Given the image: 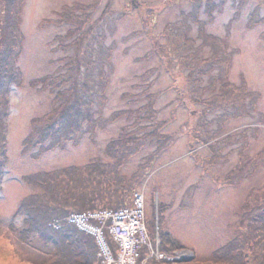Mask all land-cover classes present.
<instances>
[{
	"label": "rangeland",
	"instance_id": "374dc122",
	"mask_svg": "<svg viewBox=\"0 0 264 264\" xmlns=\"http://www.w3.org/2000/svg\"><path fill=\"white\" fill-rule=\"evenodd\" d=\"M200 2L194 19L197 0H23L18 18L24 37L20 31L16 45L20 49L17 68L24 82L11 86L8 95L7 157L0 188V264H32L17 254L22 243L9 230L11 221L18 225L22 221L23 216L14 215L23 197L37 189L25 180V175L81 164L93 157L107 160L106 145L126 125L129 130L134 128L133 119L128 118L129 110L147 105L149 93H154L157 110L153 120L162 126L164 122L162 131L172 134L170 143L151 159L143 157L155 145L144 146L127 161L123 172L130 177L144 160L136 186L145 190L147 204L155 201L156 216L158 201L167 204L161 215L162 230L182 247L192 249L195 260L208 261L238 234L242 204L250 194L252 198L264 197V0ZM89 3L93 7L89 9L91 17L84 25L83 35L92 25L91 34L77 52L74 45L61 49L60 42L53 40L72 25L57 23L58 12L64 6ZM4 9V0H0V48ZM78 12L82 14L83 10ZM203 24L207 34L222 38L228 48L218 46L222 52L218 66L204 75L202 83L206 89L198 94L196 77L188 78L194 73L189 67L178 65L184 52H192L190 59L216 53L210 41L205 43L201 36ZM168 32L174 40H180L171 56L173 64L169 50L161 45ZM154 36L161 47H156ZM188 36L193 38L197 53L194 47H187ZM74 52L81 55L80 72L75 58H66ZM223 57L229 62L227 80L216 77L224 74ZM59 68L78 79L80 76L79 91L86 92L87 86L93 89L94 95L79 98L93 101L86 108L93 111V117L83 121L82 133L68 138L61 147L43 151L38 157L33 156L38 147L23 153L22 141L32 129V119L53 107L52 93L38 91L29 81L60 73ZM100 69L106 83L103 95L96 96L100 90L95 95V89L101 82L95 74ZM224 81L240 86V92L236 91L239 95L232 98L233 92L223 86ZM73 82L70 78L66 87ZM117 110L124 112L115 117ZM147 123L148 119L136 125ZM239 167L243 171L230 178L231 171ZM34 242L42 244L38 238Z\"/></svg>",
	"mask_w": 264,
	"mask_h": 264
},
{
	"label": "trees",
	"instance_id": "16d2710c",
	"mask_svg": "<svg viewBox=\"0 0 264 264\" xmlns=\"http://www.w3.org/2000/svg\"><path fill=\"white\" fill-rule=\"evenodd\" d=\"M197 1L199 4H196L197 6L194 8V19H197L201 7L200 0ZM22 2L23 0H4L6 9H4L2 46L0 48V188L2 187L1 181L4 172L3 165L7 157L5 142L10 106L8 95L11 86L14 84L21 86L24 82L17 68L20 49L16 45L20 37V31L23 34L18 18L21 14ZM96 5H94L95 8ZM91 7L93 6L90 3L81 6H64L63 10L58 12L59 19L56 22L68 23L72 26L64 34H57L53 42H60L62 45L60 47L61 49L64 48L63 50L74 45L77 52L83 40L93 30L91 25L88 32L83 35L86 32H83L84 25L91 17L89 11ZM79 10H83V13H79ZM96 23H98V20H95V25H97ZM98 26H95V29ZM169 33H167V40L164 44H161L156 36L153 37V40L156 47H161V44L162 47L169 50L168 57L170 64H173L174 61L171 56L180 40H174ZM201 36L205 37V43L210 41L215 47L216 53L207 57L196 55L190 59L189 57L193 55L192 52H184L180 56L181 62L178 65L179 67H189L191 73H194L188 74V78L192 80L191 77H196L197 84L195 86L198 94H203L206 89V86L202 83L204 82V75H209L218 66L216 62L220 60L222 53L219 52L218 46L228 48V44L222 38L207 34L204 24L201 27ZM189 39L190 42L185 41L187 47L189 49L195 48L193 38L189 37ZM195 50L197 53L198 50L196 48ZM76 52L73 56L66 58L70 60L77 59V62L74 60V63L80 72L81 55L77 56ZM216 54L217 56L214 57ZM225 58L224 60L221 58L222 63L224 61V74H216V77L220 80L228 79L227 74L229 72H225L228 59ZM69 63H72V61ZM60 68V73L45 74L29 81L30 85L38 91L46 90L52 93L51 103L53 107L44 115L32 119V129L22 141L23 153H27L26 151L30 148L38 147L39 151L33 153V156L38 157L41 155L39 153H43V151L61 147L68 138L79 132L82 133L83 121L90 120L93 117V111L86 109L93 104V101L79 99L80 97L94 95L93 89L87 86L88 83H84L87 86L86 92L79 91L80 76L78 79L73 73L63 72ZM79 72L76 71V73ZM102 72L103 69H100L98 74H95V78H98V82H101V84H97L99 87L95 89V95L100 90V94L96 96L103 95L104 83L106 82L103 79ZM211 76L216 78L214 74H211ZM70 78H73L74 82L70 87H66V84L70 82ZM228 83L230 82L224 81L223 86L231 88L233 92L230 93L231 97L238 96L239 93L237 94L236 91L240 92V86ZM153 94H148L149 101L147 105L144 104L145 106L134 111L129 110L128 118L133 119L131 124L134 125V128L129 130L126 125L117 138H113L108 142L106 152L109 158L107 160L93 157L81 164H70L25 175V180L37 189L23 197L15 212V218L23 216L20 225L15 221H11L9 225V230L22 243L21 249L19 246L17 247L20 249L17 252L18 255L27 257L26 259H29L28 261L32 264H102V260L98 255L99 248L93 236L79 230L76 225L69 222L64 221L59 228H55L53 222L73 211L97 208L116 209L132 203L135 192L140 189L136 186L135 180L145 162L144 160L141 161L130 177H127L123 172V167L129 159L139 154L146 145H155V148L143 158L158 157L168 147L172 135L162 131L163 121L162 126L160 122L155 123L153 120L157 112L152 98ZM65 98L67 99L65 100ZM96 100L98 104V99H95V102ZM219 103L216 104L219 105ZM123 112V110H117L113 114L115 117H119ZM96 113L97 109L95 108V115ZM147 119L150 123L136 125L138 121L146 122ZM149 125L153 127L147 129ZM240 167L231 171L230 178L243 171V167ZM262 190L264 191V188ZM262 194L264 195V192ZM252 197V194H250L242 204L237 223L238 234L217 249L208 260L209 262L192 258L181 261L179 264H184V262L187 264H264V197ZM166 207L167 204L158 201V214L156 216L155 201L149 202L147 205V222L149 231L155 238L157 232L156 221L158 219L160 249L167 254H171L182 245L173 239L169 233L162 230L161 215ZM149 208L151 213H149ZM35 238H38L42 244L37 245L34 242ZM145 255L146 249L143 248L142 256ZM168 263L172 264V262Z\"/></svg>",
	"mask_w": 264,
	"mask_h": 264
},
{
	"label": "built area",
	"instance_id": "2783aa9c",
	"mask_svg": "<svg viewBox=\"0 0 264 264\" xmlns=\"http://www.w3.org/2000/svg\"><path fill=\"white\" fill-rule=\"evenodd\" d=\"M68 220L94 235L103 264H159L153 263V259L169 264L193 254L189 249H181L167 255L154 246L146 224L144 191L135 193L132 205L72 212ZM58 223L54 224L55 227L59 226ZM109 236L114 240V247ZM142 248H147L148 252L141 259Z\"/></svg>",
	"mask_w": 264,
	"mask_h": 264
},
{
	"label": "flooded vegetation",
	"instance_id": "af4514ba",
	"mask_svg": "<svg viewBox=\"0 0 264 264\" xmlns=\"http://www.w3.org/2000/svg\"><path fill=\"white\" fill-rule=\"evenodd\" d=\"M1 20V19H0Z\"/></svg>",
	"mask_w": 264,
	"mask_h": 264
}]
</instances>
